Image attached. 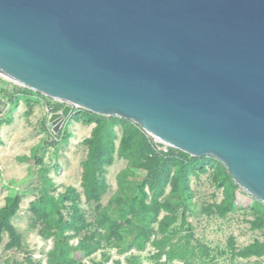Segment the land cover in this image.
Listing matches in <instances>:
<instances>
[{
	"label": "water",
	"instance_id": "water-1",
	"mask_svg": "<svg viewBox=\"0 0 264 264\" xmlns=\"http://www.w3.org/2000/svg\"><path fill=\"white\" fill-rule=\"evenodd\" d=\"M0 78L64 102L54 132L126 118L264 202V0H0Z\"/></svg>",
	"mask_w": 264,
	"mask_h": 264
},
{
	"label": "trees",
	"instance_id": "trees-1",
	"mask_svg": "<svg viewBox=\"0 0 264 264\" xmlns=\"http://www.w3.org/2000/svg\"><path fill=\"white\" fill-rule=\"evenodd\" d=\"M5 83L0 78V96L9 104L8 120L0 115V127L12 121L11 114L20 101L25 102L29 114L33 104L45 97L23 86L9 90ZM70 120L93 126L82 139L86 155L81 161V190L67 185L58 191L50 171L59 168L58 149L66 146L72 135L68 129ZM43 129L46 136L31 147L30 154L17 157L21 162L30 161L27 175L3 183L7 194L0 204V243L6 236L5 249L24 247V236L14 219L23 198L30 195L27 210L32 226L37 227L42 239L51 240L44 253L46 264H140L141 252L148 247V258L153 264H216L227 250H214L198 238L188 220L189 213L196 209L192 179L205 174L214 189L220 191L221 199H213L200 210L225 217L238 208H247L249 228L264 237V202L243 192L226 166L213 156H191L170 146L164 150L163 144L153 141L136 122L82 108L75 109L58 132L50 131L45 122ZM46 154L51 155L52 162H45ZM117 158L124 159L126 166L116 174V189L103 204L102 198L109 189L108 167ZM238 194L250 197L248 206H237ZM83 203L92 209V219ZM236 246L234 236H229L227 247L232 259L264 256V238ZM97 253L99 256L95 257ZM25 259L28 264H35L29 257ZM36 264H42V260Z\"/></svg>",
	"mask_w": 264,
	"mask_h": 264
},
{
	"label": "rangeland",
	"instance_id": "rangeland-1",
	"mask_svg": "<svg viewBox=\"0 0 264 264\" xmlns=\"http://www.w3.org/2000/svg\"><path fill=\"white\" fill-rule=\"evenodd\" d=\"M3 80H5V86L9 90L14 89V86H20L6 79ZM39 101V103L33 104L29 114H26L27 106L25 102L20 101L18 107L11 114L12 121L4 123L0 127V136L3 140L2 144H0V204H3L4 197L7 194L6 188L3 187L5 180L20 179L27 175L30 161L21 162L17 157L29 155L31 147L37 144L42 137L46 136L47 133L43 129L44 122L49 130L53 131L55 125L49 121L50 115L52 112L61 111L65 105L64 102L48 96L40 97ZM55 107L58 110H55ZM8 108L9 104L4 113L1 114L4 118L8 117L6 116ZM6 119L8 120V118ZM92 126L93 124L87 125L73 120L69 121L68 129L72 132V135L68 144L58 149L57 162L59 168L50 171V176L58 186V191L64 190L67 185H73L78 190H81V161L86 155V146L82 144V139L89 135ZM45 162H52L51 155L46 154ZM125 166L126 161L117 158L108 167L107 181L109 189L102 198L103 204L107 203L115 191L116 174ZM191 185L195 192L193 201L196 204V209L189 213L188 220L193 225L196 236L214 250H227L225 255L217 258L216 264H249L253 262L264 264V256L259 259L255 257L246 259L236 257L232 259L227 247L229 236H234L237 248L252 242L255 238H264L260 232L249 228V224L246 222V218H250L249 210L247 208H238L229 212L225 217L207 215L200 210V207L212 202L213 199L219 201L221 199L220 191L214 189L207 174L202 175L200 179L193 178ZM213 194H215V197ZM31 199L32 196L30 195L23 198L21 209L14 219V224L24 236V247L19 250L5 249L4 244L7 241L5 236L0 243V264H28L26 257H29L35 264L38 259L42 260V264H46L44 253L51 246V240L42 239L37 233V227L32 226L31 214L27 210ZM249 202V196L238 194L237 206H248ZM82 205L87 211L88 218L92 219L94 214L92 209L85 203ZM150 250L151 248L148 247L145 252H141L143 258L140 264H153L148 258ZM98 256L99 254L97 253L95 257ZM114 257L118 256L114 255ZM120 258L122 259V256ZM83 260L87 261V259ZM123 264H125L124 261Z\"/></svg>",
	"mask_w": 264,
	"mask_h": 264
},
{
	"label": "built area",
	"instance_id": "built-area-1",
	"mask_svg": "<svg viewBox=\"0 0 264 264\" xmlns=\"http://www.w3.org/2000/svg\"><path fill=\"white\" fill-rule=\"evenodd\" d=\"M166 147H167L166 145H163L161 148L166 150L167 149Z\"/></svg>",
	"mask_w": 264,
	"mask_h": 264
},
{
	"label": "crops",
	"instance_id": "crops-1",
	"mask_svg": "<svg viewBox=\"0 0 264 264\" xmlns=\"http://www.w3.org/2000/svg\"><path fill=\"white\" fill-rule=\"evenodd\" d=\"M3 113H4V112H3ZM3 113H2V114H3ZM91 128H92V127H91ZM90 131H91V129H90ZM89 133H90V132H89Z\"/></svg>",
	"mask_w": 264,
	"mask_h": 264
}]
</instances>
